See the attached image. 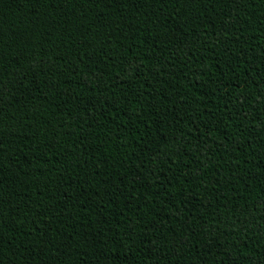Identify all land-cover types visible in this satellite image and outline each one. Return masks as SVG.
Listing matches in <instances>:
<instances>
[{
    "label": "trees",
    "instance_id": "obj_1",
    "mask_svg": "<svg viewBox=\"0 0 264 264\" xmlns=\"http://www.w3.org/2000/svg\"><path fill=\"white\" fill-rule=\"evenodd\" d=\"M0 264H264V0H0Z\"/></svg>",
    "mask_w": 264,
    "mask_h": 264
}]
</instances>
